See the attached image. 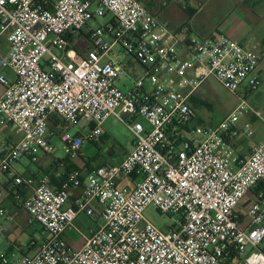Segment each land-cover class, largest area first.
I'll use <instances>...</instances> for the list:
<instances>
[{
	"label": "built area",
	"instance_id": "built-area-1",
	"mask_svg": "<svg viewBox=\"0 0 264 264\" xmlns=\"http://www.w3.org/2000/svg\"><path fill=\"white\" fill-rule=\"evenodd\" d=\"M106 15L86 36L87 49L70 45L68 34ZM113 47L142 69L127 93L118 87L121 64L103 62ZM258 66L237 39L200 38L187 24L173 29L137 0H0V126L20 135L0 154V183L13 181L15 203L41 230L22 264H264V146L240 158L232 145L252 136L249 123L237 124L257 114L244 95L261 86ZM208 78L240 100L215 126L200 125L191 102ZM111 117L126 125L132 149L83 173L81 147L100 143ZM83 121L90 131L71 137ZM56 139L76 166L59 186L48 174L14 172L22 158L51 156ZM74 188L80 196L69 205ZM92 203L103 224L74 249L64 236L78 213L93 214ZM149 206L174 226L149 222ZM1 217L8 219L3 208ZM0 264H8L5 252Z\"/></svg>",
	"mask_w": 264,
	"mask_h": 264
},
{
	"label": "rangeland",
	"instance_id": "rangeland-1",
	"mask_svg": "<svg viewBox=\"0 0 264 264\" xmlns=\"http://www.w3.org/2000/svg\"><path fill=\"white\" fill-rule=\"evenodd\" d=\"M158 2L164 0H156ZM180 0H176L178 3ZM235 1V0H233ZM230 0H210L207 3L206 10H204L199 16L194 20H189L190 18L186 16H181V18H175L176 23H184L189 21L193 26H198L203 32L213 33L214 35H227L230 29H238L242 32L247 33L246 39L244 40V48L247 47L255 52L259 57L264 55L262 50L264 49L261 45L264 44V10L261 8H253L248 3L252 0H244L242 4H235ZM254 1V0H253ZM256 1V0H255ZM179 9L178 7H176ZM111 15H106L105 17L96 18L88 22L87 26L84 27L80 32L74 33V40L70 45L82 52L89 47L87 37L90 34V30H96L101 26H105ZM183 25V24H182ZM81 38H79V36ZM248 41V42H247ZM247 45V47H246ZM264 46V45H263ZM111 60L121 64L124 69L125 74L121 75V82L118 83L119 89L123 93H127L129 89L133 87L135 77L141 74V66L121 50L119 47H113L110 55L103 62ZM264 69V68H263ZM8 76H11L9 72H4ZM124 84V85H123ZM261 99L264 100V86L261 88ZM204 97L207 99L208 106H203L201 108L202 114L211 117L219 118L221 115H228L236 107L237 100L229 91L224 89L219 83H217L213 78H210L205 84V90L203 91ZM248 104V103H247ZM251 106H253L251 104ZM235 107V108H234ZM255 107V106H253ZM260 118L255 124H252L253 132L255 133L256 140H262L264 137V104L259 108ZM200 114V113H199ZM247 115L243 114L240 119L245 120ZM137 121L147 126L146 122L142 118H137ZM89 122H80L68 132L71 137L81 136L87 134L90 131ZM105 133L104 139L98 143L97 146L94 144L84 143L81 147V153L85 157L96 156L97 160H100L101 156H109L111 161L119 159L124 155L126 148L131 145L133 139L131 133L127 129L126 125L115 118H109L103 124ZM263 130H262V129ZM20 136L19 133L10 126L1 127L0 126V154L6 145V142L14 141V144L18 141L17 137ZM240 141L243 140V136H240ZM242 139V140H241ZM16 140V141H15ZM246 141V138H245ZM54 152L52 156L57 159L64 158V151L62 149V143L59 140H54ZM108 147H111V154L109 155ZM20 164L23 167H27L29 170H34L36 164L32 163L28 158H22ZM19 164L16 165L19 171H24ZM144 217L151 222L153 225L159 229L166 230L169 227L174 226V220L172 217L166 214H161L153 206H149L144 211ZM102 224V220H99Z\"/></svg>",
	"mask_w": 264,
	"mask_h": 264
},
{
	"label": "crops",
	"instance_id": "crops-1",
	"mask_svg": "<svg viewBox=\"0 0 264 264\" xmlns=\"http://www.w3.org/2000/svg\"><path fill=\"white\" fill-rule=\"evenodd\" d=\"M137 1L141 2L147 8V10L151 14L158 17L159 20L169 22V24L173 29L179 28L180 26H182V24L183 25L187 24L192 30V33L200 38H208L214 35L213 33L203 32L202 30H200L198 26L191 25L189 21L180 24V23H176L177 21L175 19V18H181V16L183 15L190 18L189 20H194L204 10H206L207 3L210 0H180L178 3L176 2V0H164L161 2H158L156 0H137ZM220 1L222 3L223 0ZM243 1L244 0H235L233 2L235 4H242ZM246 3L253 8L263 7V9L262 8L261 9L262 11L264 10V0H256V1L252 0L251 3L248 2ZM176 7H178L179 9H177ZM227 35L237 39L240 42V44L244 45V40L246 39L247 33L232 28L229 30ZM261 46L264 48L263 44ZM247 49L249 48L247 47ZM262 53H264V49L262 50ZM258 58H259L258 73L261 77V86L258 91L252 94L244 95V99L246 103H248V105L257 112V114L256 115L246 114L247 118L245 120H240L237 124V127L239 129H242L246 123H249L250 126L252 124L257 123L260 118L259 108L264 104V100L260 101L262 97L261 88L264 86V69H263L264 55H262L261 57L258 56ZM6 76L9 79H13L12 74L11 76H8L6 74ZM209 79L210 78H208L205 82L201 84V86L197 89L191 100L192 104L197 110V122L203 126H215L219 122H221L224 117L227 116V115H221V117L219 118H211L205 115L204 113L202 114L201 108L203 106L205 107L208 106V104L206 103L207 99L204 97L203 91L205 90V84ZM234 97L237 100V104L235 105L236 107L239 104L240 100L236 95H234ZM251 104L255 107L251 106ZM251 130H252V136L250 138H247L244 135H238L235 138V140L232 141L234 150L240 158L248 157L249 154L251 153L252 146L258 144H262L264 146V137L262 140H256L254 137L255 133L253 132L252 127ZM103 131L104 134H106L104 127H103ZM240 136L244 137L243 140L241 139L242 141H240L239 138ZM19 139L20 136H18L16 140ZM12 144H14V141L6 142L5 147H8ZM132 145H133V139L131 141V145L128 148H126L124 155L127 154L132 149ZM83 158L84 160L76 162V166L82 169L83 173H85L89 170L88 169L89 165L87 164V162L91 159H96V156H92V157L83 156ZM119 159H116L114 161H118ZM60 160L61 159L54 158V156L52 155L43 156L36 164V168L34 170H29L25 166L23 167V165L20 164L19 161L14 165V172L24 176L27 175L37 176L43 174L47 169H49L51 172L56 171L55 177H57L58 175L61 174V172H64V165ZM105 160H107V158L105 157V155H103L101 156L100 160H97L95 163L91 161L90 164L93 166H101L100 164H102V162ZM18 164L22 166L21 168H23L24 171H19L18 168H16V165ZM5 184L6 182L0 183V208L6 210L8 214V219H5L4 217L0 218V222L2 223V239L0 240V252H5L8 260V264H22L21 262L22 256L32 253V250H34L35 248L34 247L35 241H37L38 237L41 236V230L39 229L38 226L31 224L29 222L28 214L25 212V210L22 208L21 205L15 203L16 198L4 190L3 187ZM123 184L130 185L131 183L129 180H124ZM54 185L56 186V184ZM80 192H81V188H74L70 190L71 196L69 200V205L75 204L76 199L80 196ZM27 193H28L27 190L22 191V195H24V197L27 196ZM91 208L93 209L92 215H87L85 212L78 213L73 223L74 230L69 231L64 236L66 241L74 249H80L83 244L84 237L88 235L90 231L96 229L97 227L103 224V223L102 224L99 223L101 217H100V207L98 206V204L92 203Z\"/></svg>",
	"mask_w": 264,
	"mask_h": 264
},
{
	"label": "trees",
	"instance_id": "trees-1",
	"mask_svg": "<svg viewBox=\"0 0 264 264\" xmlns=\"http://www.w3.org/2000/svg\"><path fill=\"white\" fill-rule=\"evenodd\" d=\"M82 35H80L79 37H81ZM74 40V36H73V34H68V42L69 43H72V41ZM264 45V44H263ZM104 137H106V136H102L101 138H100V142L104 139ZM95 146H97L98 144H94ZM62 163H63V165H64V172H61V174L59 175V176H57V177H55L56 175V171L55 172H51L49 169H47L45 172H44V174H48L49 176H50V179H51V181H52V183H54V184H56V186H59V184L61 183V181H63V180H65V179H67V177H68V175H69V173L72 171V170H74V169H76V166L71 162V161H69L67 158H63V159H61L60 160ZM91 161H93V163H95L96 161H97V159H91V160H89L88 162H87V164L89 165V167H88V169L90 170V169H93L94 167H98V166H93V165H91L90 164V162ZM107 163H109V161L108 160H105V161H103L102 162V164H100V165H105V164H107ZM37 164V163H36ZM35 176V175H34ZM12 183H13V181L12 180H7V182H6V184L4 185V190L7 192V193H9V194H11L12 195V189H14V186L12 185ZM15 204V203H14Z\"/></svg>",
	"mask_w": 264,
	"mask_h": 264
}]
</instances>
